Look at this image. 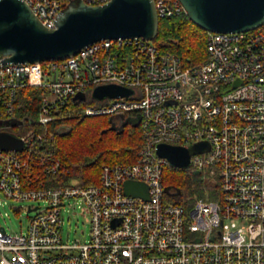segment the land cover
<instances>
[{"label": "built area", "instance_id": "2783aa9c", "mask_svg": "<svg viewBox=\"0 0 264 264\" xmlns=\"http://www.w3.org/2000/svg\"><path fill=\"white\" fill-rule=\"evenodd\" d=\"M23 1L48 28L56 27L67 2ZM153 4L158 18L185 13L179 0ZM106 83L131 92L91 96ZM31 86L41 89L37 112L18 116L17 91ZM79 91L87 115L137 118L142 144L132 162L103 164L98 183L46 184L62 167L45 152L59 130L51 123ZM12 118L20 123L10 124ZM25 126L16 134L22 150L0 149V194L37 204L26 206L33 215L25 229L0 228V264H264V23L248 31H207L206 57L195 63L142 37L101 39L55 60L4 62L0 56V130ZM200 140L209 148L191 154L188 165L217 176L218 196L197 197L185 208L165 189L168 162L155 147ZM125 180L146 183L149 198L125 194ZM69 197L79 198L88 215L83 242L61 239L60 209Z\"/></svg>", "mask_w": 264, "mask_h": 264}, {"label": "water", "instance_id": "95a60500", "mask_svg": "<svg viewBox=\"0 0 264 264\" xmlns=\"http://www.w3.org/2000/svg\"><path fill=\"white\" fill-rule=\"evenodd\" d=\"M179 1L189 19L206 31H248L264 23V0ZM55 23L54 28L44 26L23 0H0L2 60L36 62L62 59L101 39L142 37L152 40L157 33L158 16L153 0H107L102 4L67 0L58 12ZM130 92V88L106 83L94 86L91 96L102 99ZM84 96L82 91L75 93L72 103L78 104ZM9 123L19 124L20 120L12 118ZM23 144L21 137L0 130V149L20 151ZM208 148L207 141L200 140L189 146L158 143L155 150L170 165L186 167L191 154ZM168 188L165 187L166 190ZM123 192L149 198L148 186L142 181L125 180Z\"/></svg>", "mask_w": 264, "mask_h": 264}, {"label": "trees", "instance_id": "16d2710c", "mask_svg": "<svg viewBox=\"0 0 264 264\" xmlns=\"http://www.w3.org/2000/svg\"><path fill=\"white\" fill-rule=\"evenodd\" d=\"M207 31L196 25L187 14L159 17L156 36L152 39L163 50L179 56L186 63H195L206 57ZM41 98L39 87H24L17 91L20 104L18 116L37 112ZM84 103L66 102L59 110V117L51 123L58 124L45 146V152L59 158L62 167L57 173L45 178L46 184L57 185L69 181L87 185L99 181L101 166L105 163H126L135 159L142 144V136L136 118L130 115L83 113ZM12 127L10 131L21 134L29 129ZM63 128V129H62ZM35 129L40 128L35 126ZM163 183L173 190L172 200L189 207L195 195H203L204 178L186 167L166 163L163 167Z\"/></svg>", "mask_w": 264, "mask_h": 264}, {"label": "rangeland", "instance_id": "374dc122", "mask_svg": "<svg viewBox=\"0 0 264 264\" xmlns=\"http://www.w3.org/2000/svg\"><path fill=\"white\" fill-rule=\"evenodd\" d=\"M95 103V101L93 100ZM84 113V112H83ZM96 115V114H94ZM58 124L54 123V127ZM62 127V126H61ZM61 127H59L61 129ZM63 129V128H62ZM189 172H197L204 178L205 189L203 195L193 197H204L206 199H217L218 196V179L216 175H210L208 170H197L191 166H186ZM192 200V201H193ZM27 204H37V201L10 199L0 194V225L4 226L9 233L19 232L25 229L29 217L33 211H27ZM44 205L43 201H39ZM83 202L79 198H66L61 205L60 217L61 239L64 243L83 242L88 237L89 223L88 215L83 211Z\"/></svg>", "mask_w": 264, "mask_h": 264}]
</instances>
